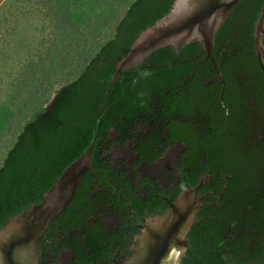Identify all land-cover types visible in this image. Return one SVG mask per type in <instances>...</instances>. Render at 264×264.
Returning <instances> with one entry per match:
<instances>
[{
	"label": "trees",
	"instance_id": "obj_1",
	"mask_svg": "<svg viewBox=\"0 0 264 264\" xmlns=\"http://www.w3.org/2000/svg\"><path fill=\"white\" fill-rule=\"evenodd\" d=\"M175 1L0 0L3 24L10 20L18 24L17 19L32 17L35 12H42L41 17L53 24L55 46L52 44L51 51H45L44 38L27 43V73H45V60L54 59L55 67L61 65L58 59L65 58L72 62V69L62 62L69 69L63 76L69 78L82 63L80 74L45 95L42 107L28 122L20 118L27 103L24 93L13 94L12 98L21 100L10 97L0 102V227L39 204L94 140L91 166L106 174L109 169L101 159L104 148L111 144L109 130H127L138 114L154 115L150 107L159 104L175 118L170 138L189 146L188 163L195 171L192 184L207 170L215 180L229 177L225 190L223 182L202 190H212L216 199L222 192L223 197L218 199V208L209 206L213 198L205 200L206 206L190 230V247L182 264H230L224 253L222 259L217 254L227 248L233 255L245 248L247 239L233 244L229 234H244L248 228L264 231V73L255 49V27L264 0H241L218 29L214 58L223 80L203 44L193 40L181 48L156 49L139 65L124 70L111 87L119 61L143 31L170 12ZM13 39L19 38L15 35ZM20 41L15 42L21 45ZM35 59L39 60L35 63ZM17 121L22 127L12 133L10 127ZM154 141L150 136L148 147L155 146ZM205 156L209 162L204 168ZM91 178V172L83 177L73 201L57 219L72 218L79 211V218L61 222L69 228L84 223L89 230L84 239L99 251L104 223L99 218L86 220L94 213Z\"/></svg>",
	"mask_w": 264,
	"mask_h": 264
},
{
	"label": "flooded vegetation",
	"instance_id": "obj_2",
	"mask_svg": "<svg viewBox=\"0 0 264 264\" xmlns=\"http://www.w3.org/2000/svg\"><path fill=\"white\" fill-rule=\"evenodd\" d=\"M214 69L223 80L218 66H214ZM210 82L207 80L206 83ZM150 108L154 115L138 114V119L133 125L129 124L127 130H109L108 141L111 144L104 148L101 159L109 171L106 174L104 171H94L92 166L89 171L92 174L90 197L94 213L89 214L86 220L95 222L99 218L104 223L99 251L94 250L92 241L84 239L89 231L84 223L69 228L61 222L65 219L68 224L79 218V211L76 210L74 217L66 219L62 216V220L55 222L56 226L52 224L49 227L40 246L39 264H120L130 257L135 239L145 222L165 215L187 189L203 198L196 217L206 206L207 199L213 198L210 207L220 206L218 201L223 197L222 192L218 194V200L212 190L206 193H202V190L215 182H223L222 190H225V181L229 177L215 180L211 170H207L192 184L195 171L188 163L189 146L170 138L174 115L165 112L159 104ZM150 136L155 137L153 147H148ZM122 139L125 141L122 142ZM208 162L209 157H203L204 168ZM257 195L254 192V196ZM237 222L241 223V218ZM243 233L234 232L229 236L233 244H242L240 238L246 237L247 241L243 243L246 244L245 248L233 255L226 248L217 254L218 257L222 259L224 253V260H231L230 264H264V231L248 228ZM189 234L190 231L186 236L188 247L185 256L190 247Z\"/></svg>",
	"mask_w": 264,
	"mask_h": 264
},
{
	"label": "water",
	"instance_id": "obj_3",
	"mask_svg": "<svg viewBox=\"0 0 264 264\" xmlns=\"http://www.w3.org/2000/svg\"><path fill=\"white\" fill-rule=\"evenodd\" d=\"M240 1L176 0L170 12L143 31L119 61L111 87L124 70L139 65L156 49L169 45L181 48L193 40L203 44L207 57L217 68L215 35ZM255 49L264 73V6L255 27ZM94 145L95 140L66 168L39 204L30 206L0 227V264H39L40 246L49 226L68 208L83 177L91 170ZM202 200L192 190H184L170 211L145 222L130 257L120 264H181L188 247L186 236Z\"/></svg>",
	"mask_w": 264,
	"mask_h": 264
},
{
	"label": "rangeland",
	"instance_id": "obj_4",
	"mask_svg": "<svg viewBox=\"0 0 264 264\" xmlns=\"http://www.w3.org/2000/svg\"><path fill=\"white\" fill-rule=\"evenodd\" d=\"M41 13L42 12L37 14L35 12L32 17L28 16L27 18L22 17L20 19H17V21L15 22H18V24L14 23L11 20L10 22H8V24H3L2 20H0V102L7 99L9 100L10 97L12 101L21 100L17 97L12 98L13 94H15V96H19L21 92L24 93V98L27 99V103L26 106L23 105L25 107L22 106L23 112L20 115V118L23 117L25 122L31 120L37 110L42 107L43 103L45 102V95H51L55 88L62 87L68 84L70 81L74 80L80 74V69L82 66V63L79 66H75V69L69 76V78H65L64 76L66 73H63V71L66 69L65 65L63 66V64H66L67 62L65 58L63 61L62 59L61 61H59L58 59L57 62H59L61 65L55 67H53L54 59L48 61L45 60L43 66L45 73H40L36 76L33 74V72L32 74H30V72L27 73V43L29 42V40H32V42H40V40L44 38L46 41L45 51H51V48L54 45L51 41V37L55 38V34H52L51 31V26L53 25L51 24V19H43L41 17ZM24 26H26V30L23 29ZM13 29H15L14 32H12ZM14 33L18 36L19 39H13L15 37ZM18 40H21V45H19L18 42H15ZM78 56V51H76L75 57L77 59ZM35 60L36 63L39 59ZM73 60L75 61L74 57ZM71 63V60H69L67 62V65H69V67L72 69ZM66 71L68 72L69 69H66ZM1 79L4 81L1 82ZM25 81L27 83H25ZM22 84L23 87H21ZM10 106H12V104H10ZM18 123L19 121H17L16 124H13V126L11 125L12 128L10 127V129L12 133L15 131H20L22 126H18ZM9 138L11 137L9 136ZM12 139V141H15L14 137Z\"/></svg>",
	"mask_w": 264,
	"mask_h": 264
}]
</instances>
